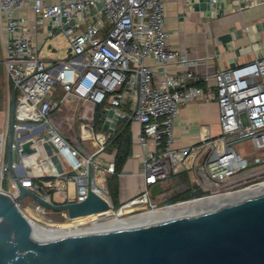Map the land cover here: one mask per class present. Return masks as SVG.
Returning a JSON list of instances; mask_svg holds the SVG:
<instances>
[{
  "label": "built area",
  "instance_id": "2783aa9c",
  "mask_svg": "<svg viewBox=\"0 0 264 264\" xmlns=\"http://www.w3.org/2000/svg\"><path fill=\"white\" fill-rule=\"evenodd\" d=\"M167 1L0 0V51L3 52L0 64L14 88H18L13 169L24 187L37 193L27 169L44 176V165L50 157L43 159L44 164L35 158L41 156L39 147L46 143H51L76 173L70 176L51 167V177L76 184L77 202L87 198L89 167H93L92 190L111 209L91 221L95 223L163 211L199 198L234 196L264 184V57L211 75H193L190 69L199 61L170 46L165 27ZM209 1L212 6L218 4V0ZM258 4L264 6V0ZM18 12L26 15H17ZM58 34L69 40L67 59L61 62L44 59L40 55L44 37ZM49 49L56 51L52 46ZM149 61L161 67L159 82L155 81L156 74ZM172 66L182 72L172 73ZM66 68L72 73H65ZM202 81L213 86L202 89L189 85ZM59 86L66 96L106 105L117 119H129L138 126L136 141L144 150L141 175L145 177V188L117 211L108 189L99 184L100 167L92 157L83 158L73 150L51 122V116L64 104V100L54 101ZM194 101L218 104L219 133L202 138L196 145L177 148L176 121L181 108ZM127 105L130 112L124 109ZM90 128L89 124L81 125L83 139L91 137ZM25 136L29 138L23 140ZM0 140L7 145V127ZM30 140L34 141L35 153H23L22 145ZM246 142L251 144V153H239L236 146ZM106 143L102 139L99 152ZM150 144L153 150L148 149ZM190 158L194 192L201 195L163 207L152 203V187L169 181ZM107 172H114L113 165ZM9 174L7 163L0 160V189L15 198L18 195L15 177ZM5 182L8 190L2 188ZM47 187L53 186L49 182ZM42 197L51 202L49 194ZM38 207L41 214L48 211ZM127 208L131 210L127 212Z\"/></svg>",
  "mask_w": 264,
  "mask_h": 264
},
{
  "label": "crops",
  "instance_id": "0c3cea01",
  "mask_svg": "<svg viewBox=\"0 0 264 264\" xmlns=\"http://www.w3.org/2000/svg\"><path fill=\"white\" fill-rule=\"evenodd\" d=\"M258 3L259 0H243V2L218 0V4L212 6L209 0H168L166 2L165 27L170 35V46L174 50L186 54L189 59L199 61L197 66L190 69L195 76L211 75L263 58L264 6ZM2 55L3 52L0 51V58ZM148 64L152 66L156 74L155 81L159 82L161 67L154 61H149ZM1 67L3 68L2 65ZM170 71L172 73L182 72L181 69L173 66L170 67ZM189 85L208 89L209 86H213V83L208 85L204 81L198 84L189 82ZM57 90L54 94V101L64 100V104L60 110L53 114L54 124L73 150L83 158L92 157L94 164L100 167L97 171L100 175V184L108 189L115 211L119 210L123 205L138 197L145 188V177L141 175L144 150L136 141L138 126L129 119H117L114 111L106 105H96L80 101L74 96H66L62 86H59ZM124 109L130 112V105ZM181 111L175 124L177 148L196 145L204 137L218 135L220 110L216 102L194 101L184 105ZM122 121L131 122L132 155L123 172L117 178L118 189L117 195L114 197L108 183L114 172H107V169L111 165L115 166L116 149L112 146L111 139L118 132ZM85 123L91 127V137L88 140L82 137L81 125ZM102 139L108 143L104 150L99 152ZM148 149L153 150L154 146L150 144ZM39 150L42 154L35 158L38 163H43L46 156L50 157L44 165V176L37 170L27 169L28 177L33 180L50 178L53 187H47L49 182L43 183L42 187L35 185L38 190L37 194L40 196L49 194L51 202L57 204L76 201L78 192L76 184L75 197L69 199L67 189L69 183L65 179L51 177L52 166L62 174L70 175L73 172L65 164L63 157L50 143L41 145ZM15 159L16 162H19L17 156ZM191 164L190 158L178 173L173 174L171 179L162 185L164 190L162 195L151 198V202L154 203L157 200L166 205L179 194L194 189V174L189 170ZM9 176L11 177L12 174ZM63 190L66 191L65 195L62 194ZM56 194L59 195L61 201H53ZM117 207L120 208L116 209ZM126 210L129 212L131 208Z\"/></svg>",
  "mask_w": 264,
  "mask_h": 264
},
{
  "label": "water",
  "instance_id": "95a60500",
  "mask_svg": "<svg viewBox=\"0 0 264 264\" xmlns=\"http://www.w3.org/2000/svg\"><path fill=\"white\" fill-rule=\"evenodd\" d=\"M68 56L71 57L70 52ZM17 93L15 88L7 162L14 177ZM28 138L25 136L23 140ZM22 150L35 153L34 141L25 142ZM88 174V194L82 202H50L24 187L16 177L15 198L0 189V264H264V191L191 217L106 234L36 240L35 223L19 206L25 198L53 213L67 214L69 220L109 213L108 203L92 190V166ZM163 192L160 184L154 185L152 198Z\"/></svg>",
  "mask_w": 264,
  "mask_h": 264
},
{
  "label": "rangeland",
  "instance_id": "374dc122",
  "mask_svg": "<svg viewBox=\"0 0 264 264\" xmlns=\"http://www.w3.org/2000/svg\"><path fill=\"white\" fill-rule=\"evenodd\" d=\"M17 15H26L25 12H18ZM41 32L44 31V28L40 29ZM44 35V34H43ZM45 40L41 43V49H40V55L47 60H54L56 62H61L67 59V51L69 49V43L68 39L64 34H58L55 37H44ZM49 46H52V49L56 50L55 53H53L52 50L49 49ZM3 66V65H2ZM4 68V67H3ZM0 65V139L1 134L4 132L5 127H7V139L9 138L8 129L10 127V120H11V108H12V88L10 85V81L8 80L5 70ZM65 73H72V71L68 68L64 71ZM53 116V115H52ZM51 116V122L57 129L59 133L61 131L59 128L54 124L53 117ZM244 123L247 124L246 118L243 116ZM7 145L4 144L0 140V160L5 162V152H6ZM236 149L239 153L242 154H248L251 153L252 147L249 142H246L242 145L236 146ZM255 155L258 156V153ZM101 181L99 182V184ZM68 194L69 199H74L75 197V184L69 183L68 186ZM54 202L61 201L59 198V195L56 194L54 199ZM188 201V200H187ZM184 202V201H180ZM179 203V202H178ZM21 210L37 225H39L40 228H47V230H65V229H74L73 226L75 224L79 227L80 230H86L90 227H92L93 224H103L106 222H109V220H112V218L109 219H101L97 223L87 221V222H78L75 223V221H69L63 213H53L51 211H47L46 214H41L38 211V204L31 198H25L22 200L21 203H19ZM154 204H156L158 207H163L164 205L160 203L159 201L155 200ZM117 209V208H116ZM130 215H126L124 218L129 217ZM93 221V220H92ZM44 229V228H43Z\"/></svg>",
  "mask_w": 264,
  "mask_h": 264
},
{
  "label": "bare ground",
  "instance_id": "6f19581e",
  "mask_svg": "<svg viewBox=\"0 0 264 264\" xmlns=\"http://www.w3.org/2000/svg\"><path fill=\"white\" fill-rule=\"evenodd\" d=\"M264 191V184L253 190L245 191L242 193L233 195H226L216 198H205L199 200L190 201L177 206H172L163 211L148 212L146 214L129 217V218H115L109 222L103 224H93L92 227L86 230H80L75 224L74 229L65 230H47L40 228L39 225L34 224V237L39 241H49L62 238H69L75 236H86L95 234H106L109 232L137 228L141 226L151 225L159 222L174 220L183 217H191L202 212H208L212 208L224 205L229 202H240L246 195L258 196ZM95 218L81 219L77 222L92 221ZM75 221V220H69ZM76 223V221H75Z\"/></svg>",
  "mask_w": 264,
  "mask_h": 264
},
{
  "label": "trees",
  "instance_id": "16d2710c",
  "mask_svg": "<svg viewBox=\"0 0 264 264\" xmlns=\"http://www.w3.org/2000/svg\"><path fill=\"white\" fill-rule=\"evenodd\" d=\"M1 65V64H0ZM12 91L15 89L13 84L10 82ZM131 122L129 121H122L121 125L118 129V132L116 135L111 139L112 146L116 149V156H115V166H114V174L109 180V188L115 197L117 195V189H118V183L117 178L118 176L123 172V169L132 155V131H131ZM5 163L8 162V145L5 152L4 157ZM52 179L50 178H40V179H34L33 183L35 185H38L40 187L43 186V183L50 182ZM4 190H8V183L5 182L2 187ZM201 195L200 192L195 193L194 189H189L188 191L179 194V196H176L173 198L170 203L166 205L176 204L180 201H187L194 197H199ZM22 202V201H21ZM20 202V203H21ZM164 205V206H166ZM120 207H117L119 209Z\"/></svg>",
  "mask_w": 264,
  "mask_h": 264
}]
</instances>
